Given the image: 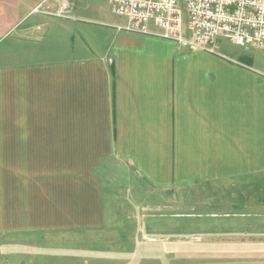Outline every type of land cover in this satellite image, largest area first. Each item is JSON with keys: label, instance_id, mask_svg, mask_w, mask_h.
Listing matches in <instances>:
<instances>
[{"label": "crops", "instance_id": "1", "mask_svg": "<svg viewBox=\"0 0 264 264\" xmlns=\"http://www.w3.org/2000/svg\"><path fill=\"white\" fill-rule=\"evenodd\" d=\"M45 1L0 0V264H172L159 197L264 184V74L225 41L227 59ZM227 258L264 264V240Z\"/></svg>", "mask_w": 264, "mask_h": 264}, {"label": "rangeland", "instance_id": "2", "mask_svg": "<svg viewBox=\"0 0 264 264\" xmlns=\"http://www.w3.org/2000/svg\"><path fill=\"white\" fill-rule=\"evenodd\" d=\"M89 1L111 11L107 0ZM222 47L235 58H243L244 62H247L245 58L252 59L255 69L264 74V50L244 49L228 41ZM201 187L200 193L194 192L196 190L170 191L164 195V199L159 197L149 210L151 223L158 230L167 229L164 239L174 243L172 264H227L232 245L264 240V233L237 229L245 225L264 226V196L257 197L254 193H264V184L236 181ZM146 211H141L142 220L148 215ZM177 240L185 243L181 249L175 248ZM180 251L183 253L182 261L176 255ZM159 260L157 258L158 264H165L164 260Z\"/></svg>", "mask_w": 264, "mask_h": 264}, {"label": "built area", "instance_id": "3", "mask_svg": "<svg viewBox=\"0 0 264 264\" xmlns=\"http://www.w3.org/2000/svg\"><path fill=\"white\" fill-rule=\"evenodd\" d=\"M47 1L34 13L50 14ZM108 1L113 13L125 19L115 27L119 32L159 37L226 59L219 51L222 41L264 50V0Z\"/></svg>", "mask_w": 264, "mask_h": 264}]
</instances>
